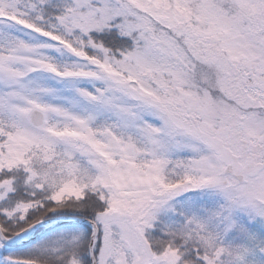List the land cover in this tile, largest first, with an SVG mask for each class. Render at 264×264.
<instances>
[{
    "label": "snow or ice",
    "instance_id": "obj_1",
    "mask_svg": "<svg viewBox=\"0 0 264 264\" xmlns=\"http://www.w3.org/2000/svg\"><path fill=\"white\" fill-rule=\"evenodd\" d=\"M0 264H264V0H0Z\"/></svg>",
    "mask_w": 264,
    "mask_h": 264
}]
</instances>
